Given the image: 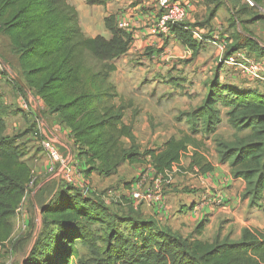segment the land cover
<instances>
[{
  "label": "trees",
  "instance_id": "1",
  "mask_svg": "<svg viewBox=\"0 0 264 264\" xmlns=\"http://www.w3.org/2000/svg\"><path fill=\"white\" fill-rule=\"evenodd\" d=\"M105 27L109 40L86 37L75 7L67 0H0V38L17 58L25 88L42 103L41 114L58 118L69 130L83 179L92 174L112 177L124 164L150 165L164 178L181 170L183 159H189L194 173L213 171L202 149L204 140L197 139L200 129L195 127L158 148L141 151L133 126L124 123L126 107L116 102L118 93L110 81L116 70L113 62L127 52L132 38L116 27L113 18L105 19ZM176 34L195 55L198 45L192 35L183 27ZM231 38L235 42L228 50L231 54L255 44L237 30ZM12 85L24 91L16 82ZM258 97L222 85L215 77L202 105L191 113L205 126L204 134L213 135L220 122L216 106L221 104L229 108L226 116L233 129L249 131L247 137L231 145L218 143L216 149L220 164L229 165L231 177L246 184L250 206L264 200V98ZM6 107L0 98V244L13 231L11 220L27 194L32 172L18 141L5 134ZM61 188L40 206V232L23 264H73L78 245H94L96 240L102 241V254L111 264H264V232L255 227H245L236 242H207L200 239L205 221L183 237L136 213L110 217L99 200L92 199L96 196L84 195L86 183L83 190L66 184ZM124 224L132 241L119 233ZM94 225L104 228L101 239H96Z\"/></svg>",
  "mask_w": 264,
  "mask_h": 264
},
{
  "label": "rangeland",
  "instance_id": "2",
  "mask_svg": "<svg viewBox=\"0 0 264 264\" xmlns=\"http://www.w3.org/2000/svg\"><path fill=\"white\" fill-rule=\"evenodd\" d=\"M67 1L70 3L72 0ZM153 1L156 2V0ZM252 1L256 5L255 8L247 5L244 0L180 1V4L186 7V17L189 8L194 5L191 12L193 21L189 23L194 24L196 22V25L204 28L202 37L204 43L201 44L197 56L199 61L193 62L192 55L179 58V55H175L173 48L168 44L165 48L166 52L154 50L153 53H156L152 57L146 49L131 51L125 55L122 61L116 64L117 70L110 77V81L115 84L121 96L116 102L127 107L125 109V120L132 121L129 124L133 126L136 144L138 143L137 145L141 151L158 148L169 137L179 138L182 133H190L191 127H195L200 129L197 139L203 138L204 146L202 149L205 154L208 153V158L213 163L215 161L220 164L219 156H216L218 143L231 145L249 135L248 130H236L230 126L226 116L229 108L223 107L221 104L216 106L219 111L220 122L217 124L216 133L213 135H205V126L200 121L193 120L191 113L202 105L206 95V93L203 95V89L204 87L207 89L209 83L215 77L218 78L219 83L230 82L247 85V91L264 98V71L259 73V78L251 79L237 67L228 66L223 62L226 53H230L228 50L235 43L231 38L233 30H237L245 36L251 37L255 43L252 48L248 47L246 51H243L247 57L256 63L260 61L264 63V16L259 13V8L264 7V0ZM157 6L159 9L157 17L159 16L160 20L165 11L158 4ZM213 11H215L213 18L207 19L209 13H213ZM93 16L94 14L91 13L88 17ZM83 21L85 19L81 22ZM96 22L97 26L92 28L91 31L100 34L98 32L101 30V25H103L101 17H98ZM233 23L236 24V28H234ZM193 30L196 31V29ZM208 34L209 36H207ZM206 36L207 38H204ZM216 44H221L223 50L218 51ZM0 51L4 53L11 67L9 70L6 69L7 72L2 66L0 68V91L4 94V96L0 95V98L2 102L5 99L8 103L6 105L7 110L3 113L8 132L12 135L11 139L18 141L16 144L24 154V161L28 162L32 171L35 170V166H43L45 162L49 167L40 174V178L36 177V173L31 172L30 185H28L27 194L22 199L24 205L22 204L18 212L19 219L16 220V216L12 218L13 231L8 239L0 244V264H23L40 232V206L47 205L50 199H53L56 193L62 189L61 186L64 183L60 174L57 173V165L50 162L47 157L45 158L42 152L40 140L44 137L42 134H37L38 121L36 119L39 116L36 117L34 114L35 111L37 115L38 113L41 114V109L35 105L34 96L25 88L19 73H12L10 78V71L14 68L18 72L19 66L17 58L10 52L8 42L3 38H0ZM238 52L237 50L232 54L230 53L229 56H235ZM180 56H183V54ZM173 80L181 83V85H174ZM13 82L24 88L23 92L19 88L15 91V101H19L18 104L12 102L14 101L11 96L13 95ZM9 88H11V91ZM23 107L24 110L27 109L26 112H23ZM50 121H58V118H51ZM39 124L41 123L39 122ZM124 143L126 147H129V141H124ZM39 153H43V155L40 157ZM76 155L73 154V157L76 160L78 171L81 172L82 165L77 160ZM189 163V159H183V168L179 171L193 176H200L201 174L190 170ZM227 165L224 170L229 168V165ZM145 166L148 165L125 164V166L119 168L116 173L117 176H112L114 178L94 176L86 182L88 191L84 195L91 198L92 195L96 196L92 199L99 200L98 203L103 205L110 217L114 215L119 217L132 216L136 213L138 216L161 223L164 220L159 221L157 214H152L150 209L152 203L149 199H134L131 196V186L135 185L138 180L140 185L143 184L141 187L142 192L146 191L147 188L151 189V182L149 184L143 181L144 174L142 172L146 168ZM224 174H227L226 171ZM169 177L172 179V176ZM193 190L194 188H190V186L184 188L187 193H192ZM246 190V184L241 181L236 187V193L232 196L234 201L237 199L240 204L247 203L244 216L240 218L238 224L233 223L234 220L228 222L225 218H230V216H224L218 218L208 228L207 218L202 220L205 221V225L201 236L205 238V241H239L241 232L245 228L242 226L244 222L246 223L244 219L248 217L251 220L248 227H255L264 232V200L255 206H250V199L245 196ZM220 191L218 190L217 194L211 197V200L205 198L204 201H216L215 203L221 206L223 203L220 200H224V197L225 199L226 197L230 198V195ZM153 197H157V195H153ZM146 209H150L151 215L145 212ZM171 210L167 211L169 216ZM247 211H249V214H247ZM110 220L112 219L110 218ZM92 229L96 232V239H101L105 233L104 228L98 225L92 226ZM119 233L122 237L132 241L129 226L122 225L119 228ZM102 248L103 243L100 240H96L94 245H78V255L73 264H111L102 254Z\"/></svg>",
  "mask_w": 264,
  "mask_h": 264
},
{
  "label": "crops",
  "instance_id": "3",
  "mask_svg": "<svg viewBox=\"0 0 264 264\" xmlns=\"http://www.w3.org/2000/svg\"><path fill=\"white\" fill-rule=\"evenodd\" d=\"M70 3L73 7H75L77 11L78 20H80L81 23L80 28H82L83 30L82 32L83 34H86L85 35L86 37L88 38L102 37L106 40H109L111 38V34L105 27V19L107 18H113L116 27L121 30H124L131 36L132 40L127 52L113 62L115 66L118 62L122 61L125 58V55L129 54V52L131 51H140L146 49V51H149L148 53H151L150 56L153 57V55H155L156 53V52L153 53L154 50H158V52L159 51L166 52L165 48L167 47L168 44L173 48L174 54L179 55V58H185L186 56L192 55L193 62L199 61V58L197 57L199 53V48L201 44H203L204 42L194 39V41L198 45V51L194 55L192 50L188 48L186 45H184L176 34V29L179 28L181 29V27H183L184 29V27L190 26L191 28L196 29V31H198L201 37H203L204 28L196 25L195 24L196 22L194 24L189 23L193 21L191 12L194 9L193 8L194 5H192L189 8V11L187 12V17L183 22L184 25L163 28L159 23L160 22L159 16L157 17L159 13L158 6L156 2L153 0H72ZM101 11L103 12L100 14ZM91 13H93L94 16L88 17ZM86 15L88 18L86 17ZM98 17H101L103 25H101V30L98 32L100 34H95L92 33L91 30L92 28L97 26L96 21ZM84 19L85 21L81 22ZM207 36H209V34ZM207 36L204 38H207ZM181 54H183V56H180ZM1 66L4 68L5 72H7L9 68L11 69L10 64L6 59L4 53L0 51V68ZM116 70H117V66H116ZM10 72H11L10 78L12 77V73L13 74L18 73L17 70H15L14 68ZM112 74L110 75V77L112 76ZM173 83L174 85H178V84L181 85V83L177 81L176 82L174 81ZM221 84L226 85L227 87L230 88H234L236 90L247 91L246 89L247 85L244 84H239V83L235 84L230 82L228 83L225 82ZM113 85L115 86L114 83ZM9 90L11 91V88H9ZM15 91L16 89L12 85L13 95L11 96H12V100H14L12 102L18 104L19 101L17 100L15 101V97H16L14 96V94L16 95ZM206 91L207 89L204 87L203 95L206 93ZM0 95L4 96V94L1 91H0ZM119 98H121V96L118 93V98L116 99V101L119 100ZM9 103L11 104V102ZM34 103L40 109H42L43 105L38 99L35 98ZM4 104L5 105L8 104L5 101V99H4ZM118 104H122V103H118ZM22 109L23 112L27 110L26 108L24 110V107ZM34 114L36 117L38 116L40 117L36 119V121H38V125H37L38 134H42L44 138L51 140L59 149V151H61L63 154L66 155L78 154L76 146L74 145V142L70 137L69 130L64 126L60 125L58 121H50L51 118H54V116H48V115L44 116L39 113L37 115L36 111ZM123 120L124 123L128 125L129 123L132 122L125 120V114ZM39 122L41 124H39ZM5 134L10 137L12 136L8 132V129L6 130ZM133 134H134V130H133ZM166 140H164V142ZM135 141H136V137H135ZM41 155H43V153H39L40 157ZM78 161L82 165L80 158L78 159ZM226 165L227 164L225 165L218 164L214 161L213 171L206 173L204 175L193 176L187 174L186 172L174 171L173 173H171L170 175L164 178L155 175L154 170L150 165L145 166L146 168H144V171L142 172V174H144L143 181L144 183L147 182L149 184L151 182V189L147 188L146 191L150 192L152 195H157V200L156 202L152 203V207L150 209L153 215L157 214L159 221L164 220L161 223H159L160 226H166L173 232L178 233L183 237H186L189 236L191 233H193V231L198 226V224L205 218H207L208 228L211 227V225H213L218 218L224 216H230V218H232L230 219L226 217L225 219L228 220V222L234 220L233 223L238 224L240 218L244 216L247 203L244 202L240 204L238 203L237 199H235L234 201L232 196L236 193V187L237 185H239V182H241V180H234L230 175V171H229L230 169L227 168L224 170ZM123 166H125V164L122 165L121 167ZM35 167H36L35 170H33L32 172L36 173L37 178H40L41 176L40 174L46 171V168L47 169L49 168L47 162H45L43 166L39 165ZM141 171H139V173H141ZM225 171L227 173L226 175L224 174ZM175 174H178L179 176ZM94 176H98V175L92 174L86 181L84 179L83 180L86 183ZM169 176H172V179H170ZM164 184L166 185L164 186ZM186 186H190V188H194L193 192L187 193L186 191H184V188ZM218 190L219 191L223 190L220 192L221 193L225 192L230 195L229 196L230 198L226 197L225 199L224 197L223 198L224 200H221L223 203L221 206L217 205L215 203L216 201H208V202L204 201L205 198H210L208 200H211V197L215 196ZM87 191H85L84 194L87 193ZM23 201L24 200L21 201L17 209L15 215L16 220L19 219L18 212L21 209L20 207L22 206ZM150 209L145 210V212L148 213L149 215H151ZM170 209L172 210L170 211L171 214L169 216L167 211H169ZM247 214H249V211H247ZM245 220L246 223L244 222L242 226L248 227L250 225L249 221H251L250 217H248L247 219L245 218L244 221ZM200 239L205 241V238L203 236H200Z\"/></svg>",
  "mask_w": 264,
  "mask_h": 264
},
{
  "label": "built area",
  "instance_id": "4",
  "mask_svg": "<svg viewBox=\"0 0 264 264\" xmlns=\"http://www.w3.org/2000/svg\"><path fill=\"white\" fill-rule=\"evenodd\" d=\"M182 0H156V3L160 6L161 9H164V14L160 17V24L163 28H169L172 26L183 25V22L186 19V7L180 4ZM247 5L252 8H255L256 5L252 0H244ZM259 13L264 16V7L259 8ZM189 33L192 34L193 39L203 41V38L198 33L188 26L184 27ZM213 39V38H212ZM215 44V42H214ZM217 50L222 51L223 47L221 44H216ZM223 62L228 66L237 67L240 71H242L245 75L250 77L251 79L259 78V73L264 71V63L260 61L256 63L250 60L246 53L243 51H239L235 54V56H228L223 59ZM40 145L42 148V152L48 158V160L55 165H57L58 170L57 173L60 174L62 181L66 185H71L77 187L79 189H84L85 182L83 180V176L80 171L77 169V163L73 154L64 155L62 154L56 145L49 139L43 138L40 140ZM155 173V172H154ZM156 175V174H155ZM170 174H167V176ZM163 178L162 176H159ZM136 184L131 186V196L134 199L147 198L151 203L156 202L157 197H153V195L148 191L142 192V183L139 184V180L135 182ZM141 190V191H140ZM142 192V193H141ZM222 200V199H221ZM220 200V201H221ZM217 201V202H220Z\"/></svg>",
  "mask_w": 264,
  "mask_h": 264
},
{
  "label": "water",
  "instance_id": "5",
  "mask_svg": "<svg viewBox=\"0 0 264 264\" xmlns=\"http://www.w3.org/2000/svg\"><path fill=\"white\" fill-rule=\"evenodd\" d=\"M22 85V84H21Z\"/></svg>",
  "mask_w": 264,
  "mask_h": 264
}]
</instances>
